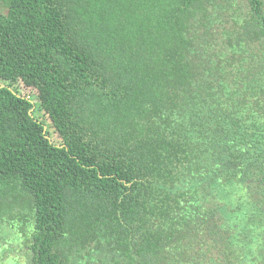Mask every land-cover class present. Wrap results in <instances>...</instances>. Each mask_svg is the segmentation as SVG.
<instances>
[{"label":"trees","instance_id":"16d2710c","mask_svg":"<svg viewBox=\"0 0 264 264\" xmlns=\"http://www.w3.org/2000/svg\"><path fill=\"white\" fill-rule=\"evenodd\" d=\"M0 3V264H264V0Z\"/></svg>","mask_w":264,"mask_h":264},{"label":"rangeland","instance_id":"374dc122","mask_svg":"<svg viewBox=\"0 0 264 264\" xmlns=\"http://www.w3.org/2000/svg\"><path fill=\"white\" fill-rule=\"evenodd\" d=\"M3 10V6H2V4L0 3V11H2ZM23 92L24 93H26V94H30V95H36V91H30V89H28V88H24L23 87ZM32 97L33 98V100H34V102H37L38 103V99H37V97ZM37 115L39 116V118L40 119H42V120H44V121H47V123L50 125L51 124V121L49 120V118H48V116H45V114L42 112V111H39L38 113H37ZM51 130V133H52V138L53 139H55V140H60L59 138H58V136H57V134L56 133H54V129H50Z\"/></svg>","mask_w":264,"mask_h":264},{"label":"water","instance_id":"95a60500","mask_svg":"<svg viewBox=\"0 0 264 264\" xmlns=\"http://www.w3.org/2000/svg\"><path fill=\"white\" fill-rule=\"evenodd\" d=\"M1 87H5V85H1Z\"/></svg>","mask_w":264,"mask_h":264}]
</instances>
